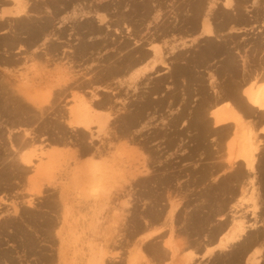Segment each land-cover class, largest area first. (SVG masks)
Listing matches in <instances>:
<instances>
[{
	"label": "bare ground",
	"instance_id": "bare-ground-1",
	"mask_svg": "<svg viewBox=\"0 0 264 264\" xmlns=\"http://www.w3.org/2000/svg\"><path fill=\"white\" fill-rule=\"evenodd\" d=\"M99 1H100L99 3H95L96 0H0V31L5 32L2 35H0V67L3 66L7 69L14 67L13 70H15V68H19L21 65H25L27 62L32 61V63L29 66V69H31L30 74H28V77L26 76V78H24V81H26L24 83V86L21 85H20L21 87L17 86L16 82H13L9 76L6 77L0 74V97L3 98L6 97L4 99H6V101H9L12 104L11 106H13L14 104V106L18 108V111L21 113V114L19 113V116L22 115L24 112L26 115L25 116L23 114L24 117L22 116L18 118L17 115L18 112L17 113L15 112L17 117L14 116L13 114L14 117L13 120H11V124H13L14 126H19L22 125L23 123L22 126L24 127V125L30 124L32 126V124L36 122L38 123L40 122L42 125H44L43 117L50 116L51 118L52 116H54V118L51 119L49 118L51 122H49L48 118L45 117V119H47L49 122L47 126L40 125L41 128L47 127L46 131L44 130L43 133L44 135L46 134V136H44L45 140L44 141L42 140L43 143L45 142L43 146H41L42 143L40 144L39 147L37 145L40 143L37 142L38 141L37 140L38 133L36 135L37 129L31 128L32 131H30L31 129L28 130L25 129L26 134H24L23 132V134L25 135L24 137L21 135L20 136L16 135L12 139H10L9 144H11V148L13 149L14 152L13 155L15 154V156H12L11 155L12 150H11L7 152V155L9 153V157L11 155L13 159L11 157L9 158V160L7 159V157L5 159L8 160L10 163L14 164V166L12 167L13 171L11 172L12 174L10 175V177L12 175L18 176L19 174L20 176H18V178L20 179L28 178L27 180H29V182L31 183L33 179H32V175L31 177L29 175L32 173H35L37 175L42 174V176H45V174H50L51 176V173H55V171L54 172L51 171L61 165H65L66 163L65 161H67L68 159V158L66 159L64 156H63L64 158L62 157L64 151L66 152V150L64 151L62 150L64 149V147H67L69 146L68 144H70V138L72 139V137L69 136V133H71L70 130L79 133L80 131H77V129H82L86 132L89 131L91 135H93L92 125L93 123H98V128H99L98 130L107 136L110 135V131L113 133L117 129L119 130V132L122 130L121 135L125 133L129 134L128 130L130 128L132 129V127H134L135 125H136L135 127H137L138 125L136 123L140 124L142 122L145 113L143 112L142 114V111L143 110L145 111L146 108V112H147L150 108L154 107L155 104L154 102L158 101L156 99L159 98L150 100V97L148 95L151 94L150 95L151 99L153 95L150 92H152L153 90H155L156 93L158 92V94L162 92L163 91L162 86H165V83L169 79L168 77H171V75L172 77L180 76L179 72H181L183 78L184 76L187 77L188 75L193 77L191 74L192 72L191 69L194 71L196 67L200 68L201 67L200 65H203L204 67L203 66L202 67L205 68L209 73L208 78L212 80L210 84V88L213 89L214 91H212L213 93L208 92L207 90H209L208 88L209 85L208 86L203 85L204 82L203 80H205L204 79L205 75L203 80L201 79L202 77L197 78L198 80L200 79L199 82L202 81L200 82L201 85L199 84L201 87L199 85L197 86L196 84L199 82L196 83L193 82L195 83L196 87H200L201 89L200 91L199 89L197 90L198 93L200 92L202 93L203 103H201V106H203V108L205 107V109L201 110L202 109L201 108L200 112L197 113L198 119L196 123L195 137L197 139H202V140L203 137L204 139L207 138L206 136L208 135L205 136V134L207 133L209 134L208 129L210 126L208 125L209 119L207 120V118H205L207 113L211 115V117L209 118H213L212 121L215 124L214 128H216L217 126L218 128L212 130V133L210 132L211 134H214V136H216L215 142H213L215 146H212L210 148L209 145H207L208 144L207 143L204 145L202 149V150L205 149V151H203L204 153L203 152L202 153L207 154L209 156V158L207 159H210V163L212 162V164H210L211 168L206 167L207 169L205 170L204 167L201 173H199V177H197V179H202L203 181L205 176L208 177L207 175L209 176L211 175L210 177L212 178V176H215L217 172L221 171V169L225 167H227L228 170L232 169L231 172H229L228 174L226 173L227 177H225L222 181L219 180L220 182L218 181L216 184V187H218V189H220L223 192L222 194L228 195V198H224L222 200H219L220 199L219 198L217 199V201L215 200V202H217L215 204L217 206V210L215 213H217V215L218 214L222 215L225 212H227L226 209H228L229 206L232 209H234L233 211H235L234 207L239 208L240 206V208H242L243 206L242 204H246L245 202L247 201H252V214L255 216V221L254 223L249 225L253 229L251 228L252 230L250 232L249 231L247 232L246 230L248 228L246 226L247 220L245 221L246 217L243 216L244 213L242 212L241 215L239 216L238 214L240 213H237V215H232V219L230 221L218 223L208 229L207 227H205V225H208V223H210L211 217L208 215L209 213L207 215H203L204 213L202 215H199L198 212L197 214H195L196 213L195 212L190 217L192 221V222L190 221L191 222L190 225L192 227V223H193L192 229L194 230L196 229L195 227H197V230L195 232H199L200 230H203L204 233H206L205 237L203 238L205 239L203 240L205 241L203 246H205L204 249H206L207 254L213 253L214 252L213 248L221 247L223 245L229 249L228 251L230 256L228 259L227 256L229 254L225 253L224 256L221 255L226 260L222 264H264V229H261L262 227L257 226V223H259L258 222L259 220H257L258 218L260 219V221L262 219L264 220V0H126L127 2L129 1L127 4L122 3V1L120 0H118V2L115 0L117 3L115 5H112L111 2L110 4L112 6L108 3V1L107 2H105V0L104 1L99 0ZM121 4H123L122 7L129 5H133V7L134 6L139 7L140 10L143 12L140 15H142L143 19H146V22H148L147 19L153 18L152 19L153 22L150 23L151 25H153V28L152 27L150 28V24L147 25L146 27H143L146 30L149 29L148 30L149 35L147 34L145 36V34H142L143 29L140 27L138 23L133 25L132 23H130V25L133 27H131L132 29L128 33V37L119 34V36H115V38L112 39L109 36L111 32L110 30H108V28L109 26L111 27L112 25H114L117 27L116 31L120 30L119 29L120 25L118 21L115 23L111 21L109 23L108 21L105 24V26L95 24V17L97 18V16L100 15L99 18L105 19V17H107L106 13L110 11L111 8H113V6L119 7V5ZM157 7H184L185 9L182 8L184 10L182 14L175 15L173 20L175 23L174 22L172 23V21L170 22L169 20L165 19L167 18L164 16L165 13L163 14V16L158 14L159 12H157ZM117 8H114L115 11L118 10ZM154 8H156V10ZM62 13L63 14L65 13L67 15V18L69 19L68 22L71 25L68 23L69 24L68 27H66L67 24H65V22L62 20L61 21L59 20V22L56 23L57 19L59 18V16H61ZM137 15L139 16V14ZM124 20H126V23L129 22L127 18ZM137 20L139 21L140 19ZM181 20H183L184 22L182 21V23H180ZM143 24L145 25V20ZM128 27L130 26L128 25ZM243 33L246 34V37L244 38H242V35H244ZM75 35L77 37L76 40H78L77 42L79 43L73 44V40H75ZM199 36L202 37V39L198 40ZM63 37H65L66 39ZM175 37L176 38L179 37L177 39L178 41L175 39ZM185 37H189V39L191 38L189 41L195 44L193 45V48L189 47L190 45L187 44L186 40L184 39ZM60 40L62 42H59ZM156 42L157 43L163 42L164 44L163 48L161 46H156L155 45ZM61 43H63V45ZM64 44H66V46H64ZM67 46L69 49H65ZM62 47H65L64 48L65 50H63ZM110 48L113 50L112 55H106L107 57L104 56L105 58L103 59L101 57L100 58L90 57L92 58L93 62H96V60L98 59L99 62L96 65H94L95 67L85 66L84 69L82 70L85 72L84 74L81 72L82 73L81 77H77V75L75 73H72V71H69V73L68 72L65 73V75L61 77H57V79L53 78L54 80L52 78H51L52 80H50L49 78L48 80L46 78L47 77L46 74L44 75L46 77H44L43 75L42 77H40L37 74L39 73V71L42 70L36 67L38 59L41 60L45 58L46 60L50 61V59L54 57L57 58L60 54H63L60 57L61 61L67 58L68 61L71 60L77 62L79 61L78 59L81 60L83 58V57L81 58V56H86L88 54L94 56L95 54H100L102 50L110 49ZM16 49L18 50V54L19 53L22 54L23 57L21 55L20 57L17 56L16 54L17 52H14ZM246 49H249V51H246ZM174 50L177 51L173 53ZM239 55H241L242 60H240ZM212 61H216V62L218 61L219 65L216 67L215 66L216 64H213ZM83 63L86 62L84 61ZM157 63L158 64L162 63L165 64L166 66L168 64L169 65L172 64L171 66H173V64H176L177 66L176 69H173L174 67L173 68L170 67L171 69L169 70L170 72L168 73L169 76L159 79L156 82V85L154 83V86L152 87L154 88L153 90L151 87H150L151 91L149 90V88H147L150 91L148 92L149 94L147 96H144L142 94L138 96L139 100L132 102L131 99L130 102L125 103L126 97L124 99H121L123 94H125L123 88L125 83H127L126 86L128 88L130 87V89L132 90L136 91L140 89L139 80H142L143 78L152 80L149 75H151L153 72H156L157 68L155 66ZM63 65H65V63H63ZM173 70H175L174 72L177 76L173 75ZM11 71L12 70H6L8 74H11L12 73ZM176 71H178L177 73L179 74H177ZM184 72L185 74L186 73L188 74L185 75L183 74ZM36 75L39 77H36ZM194 75L197 76V74ZM193 78L191 79L192 80L196 79ZM175 79L176 78H174L173 80ZM185 79L184 81L186 82L187 80ZM198 80H194V81H198ZM176 81L177 80H175V82ZM15 85L17 86L16 89L9 88L10 86L15 87ZM185 85L187 86V84ZM189 85L191 84L188 83V86ZM186 86L184 87L187 90L188 86L187 87ZM99 87H103L107 89L111 88V90L114 91L115 89H117L118 92L117 94L116 93L115 94L118 97L115 96V94L114 96H110L111 94L110 95L106 94L107 91L98 94L97 89ZM87 88L88 89L92 88V90L90 89L91 91L88 92ZM169 91H166V93L161 96L164 100L163 99L161 100V98L159 99L161 100L160 107L166 103L165 100H168L167 95ZM139 93L142 92H138V94ZM156 93L154 92V94ZM177 95L178 98L179 96H181L180 93ZM68 96L72 97L71 101L72 103L74 102V105L67 108L66 111H63V109L59 110L58 106L56 108L54 99L58 98L61 100V97L66 99ZM112 97H117L118 100L119 98L121 99L122 103L120 104V106L117 104L115 100H113ZM152 101L154 104L152 103ZM158 102L160 103V101ZM225 102L234 104L235 108H237L238 110L233 108L235 109L234 111L233 109H231L232 107L227 108L229 106L227 104H226L227 105L226 108L221 107L220 110H217V107L221 106V104ZM162 110L164 109L162 108ZM122 111L123 113H121ZM236 111H238V114H240L239 113L240 111L244 116L247 117V118L245 117L246 119L248 118L253 119L254 125L250 126L248 125L250 122L249 123L244 122L245 118L244 119L241 118L242 114L241 117L240 115L238 116V114L235 113ZM51 114L53 115L51 116ZM115 115L118 116L115 117ZM141 115H142V119H139L141 118ZM182 115L183 114L181 113V116ZM181 116L178 118L181 119ZM37 117L41 118L43 123L41 122V120L37 119ZM175 118L173 117V120ZM178 118L176 119L177 121ZM183 118L184 117L182 116V119ZM10 119L8 120V122H10ZM36 119L39 121H36ZM23 120H25L26 122L25 124L24 122H22ZM133 121H134V126H132V124H129ZM174 122L172 121L173 124ZM169 123L170 122H168V125ZM176 126L177 125H175V127ZM37 127H39V125ZM254 129H258V130H254ZM41 131L43 132V130ZM3 132L0 131V136H2ZM180 134L182 133L180 132ZM74 136L77 137V141L75 140V143H73L78 147L77 150L75 149L77 154L75 155L73 151H70L72 157L70 156V153L69 156L71 157V159L73 158L75 161H73L72 159L71 164L68 162L70 159L67 161V164L72 167L74 166V168L71 167L69 168V166L68 167L65 166V169L67 167L70 170L74 169L71 170L72 172H76L75 175L73 176L74 177L73 182L77 183L79 179L84 178L85 175L80 176V173H78L81 172L79 170L82 168H84L85 170L88 169V171H86L88 172L87 176H85L87 180L85 181H91V180L95 181L99 179L98 178L99 176H103V177L108 176L109 175L108 173L112 170V167L110 163L107 162V153L105 154L104 153L105 151H103L102 149L103 146H105L106 140L101 141L99 146L98 145L95 146L93 145L95 144V142L93 144L92 143L88 144L86 140L87 139L86 133L83 131L81 135L75 134ZM119 138L120 137H118L117 140ZM166 140H167L166 142L168 143L170 142L168 141L167 138ZM202 140H200V142ZM194 141L196 142V140ZM200 142L197 140L198 145L202 144V142L201 143ZM108 144H110V142L107 143V145ZM61 146L64 147L62 148ZM222 147L225 149L222 150ZM222 151H224V154L221 153ZM66 154L68 153L66 152ZM3 155L5 156L6 154L3 153ZM224 155H225V159H224L225 162L223 159L222 161L219 160V158L221 159V156ZM82 156L86 157L84 161L80 160ZM96 157H100L103 160L99 163H96L95 162ZM10 159L12 162L10 161ZM123 161L124 159L121 160V163ZM119 163L116 164V166L119 165ZM149 163L151 162L146 163L148 167L150 165ZM146 164H144V168L147 169ZM84 165H86V167H83ZM1 167L4 168L5 166L4 167L1 166ZM59 168L61 169V167ZM149 168L151 169V167ZM204 171L206 173L205 175H204ZM209 172L211 174H209ZM152 173L153 172H151V174L148 175V177L146 178L139 179L138 181H136V183L147 185L152 180L154 181L156 179L154 178V176H159L158 174L159 172L154 175H152ZM171 176L173 175H170V177ZM163 178H160L159 181L162 180ZM205 180L206 178L204 179V181ZM207 180L209 181L208 178ZM161 182L162 185H164L163 182L169 185V180H167V178H165V180ZM237 186H239L240 188L238 189ZM220 190L219 191L216 190V191L221 193ZM216 194L217 195L215 194L214 195L218 196V193ZM161 198L162 197L157 196L156 199L161 200ZM32 199L33 198H31L29 203L27 202L26 203L31 205L33 203ZM179 204L180 203L177 204V202L172 201L169 204L170 205L169 211L167 209L166 211H164V208L162 207L159 210L156 209L150 213L148 211L149 214L146 213L145 216L144 215L143 216L144 218L150 219L149 220L150 223L142 225L138 223V220L133 221L134 224L132 223L133 225H131L133 227L130 236L135 237L137 235L139 236L140 233L142 234L144 233V235L141 234L142 236H144V237L141 236L142 240L138 238L139 239L138 241H140L141 244L142 242H144V239H148L151 236V233L154 232L153 230H149L151 224L155 225V221L158 222L159 220H161L163 215L164 217L167 218V221H165L164 223L166 225L167 223H170V226L172 227L174 220L176 219L178 221V219L181 217L179 215L181 214L179 213L180 211L179 210L176 211V208ZM15 211L17 212V209H15ZM209 211L207 210V212ZM210 213H212V211ZM177 215L180 217H178ZM224 217H226V215ZM31 219H33V217ZM135 219L136 218H134V220ZM227 220H229V218ZM49 221H51V219ZM170 230L173 232L174 229L170 228ZM185 230L186 232L185 231L184 232L187 234V230L189 232V228ZM199 236L198 238H200ZM163 240H161L162 243H164V245L166 246L168 245V247L172 249V253L174 255L177 251L172 245L173 242L172 241L168 242V240L166 239L163 242ZM189 241H187V243L192 244ZM134 244H135V249H137L139 243L135 242ZM164 245L161 244L162 247L159 246L158 244L151 246L150 243L152 249L149 246L150 247L149 250L155 254L156 256L155 258L157 260L155 258L154 259L157 262L158 260H160V262L162 260H165V258L168 256V252H167L168 249L165 250L164 248L166 247H163ZM186 246L189 248L192 245H186ZM186 246L184 248H186ZM146 248H148V246ZM146 251L148 250L146 249ZM165 254H167V256ZM191 258H192L191 255H189L188 259ZM213 263L215 264V261H213Z\"/></svg>",
	"mask_w": 264,
	"mask_h": 264
},
{
	"label": "rangeland",
	"instance_id": "rangeland-1",
	"mask_svg": "<svg viewBox=\"0 0 264 264\" xmlns=\"http://www.w3.org/2000/svg\"><path fill=\"white\" fill-rule=\"evenodd\" d=\"M107 1L109 4L112 2L111 3L112 5H115L118 2V0H116L117 2L115 0H114V2H113V0H105V2H107ZM120 1H122V3H125V4H127L129 2V1L127 2L126 0H120ZM99 2H100L99 0H96L95 3H99ZM122 5L123 4L119 5V7L117 6L118 8L115 6H113V8L110 7L111 10L106 13V16H107V17H105L106 20L99 18L100 15L97 16V18L95 17V24L105 26V24L108 21H109V23H110V21L113 23L118 21V23L120 25V27H119L120 30H118L119 32L116 31L117 27L114 25H112L111 27L109 26V28H108V30H110V32H111L109 34V36H110V38L113 39V38H115V36H119V34H122V36L128 37V33L131 31V29H132L131 27H133L130 25V23H132V25L138 23L140 25V27L143 29L142 34H145V36H146L149 33V31H148L149 29L146 30L143 27H146L151 22H153L152 21L153 18L147 19L148 22H146V19H143L142 15H140L141 13H143L140 10V8L135 7V6L133 7L134 3H133V5H129V6H123L122 7ZM120 6H121V8H120ZM114 8H117L118 10L115 11ZM182 8L185 9L184 7H157V12H159L158 14H160L161 16H163V14L165 13L164 16L167 17L165 19L169 20L170 22L172 21V23H173L175 15L176 14L179 15V14H182L184 12V10ZM154 9L156 10V8H154ZM173 9L176 11H174ZM161 11H162V13H161ZM170 11H171V13H170ZM136 13L139 14V16ZM110 15L112 18L110 17ZM131 15L132 16L136 15V16L132 17ZM138 17H140V18H138ZM126 18L129 20L128 23H126V20H124ZM137 19H140V20L138 21ZM59 20L64 21L65 24H67L66 27H68V25L70 24L68 22L69 19L67 18V15L65 13L64 14L62 13L61 16H59L56 23L59 22ZM144 20H145V25L143 24ZM169 21H167V22H169ZM182 21L183 20H181L180 23H182ZM128 25L130 27H128ZM151 27L153 28V25L150 24V28ZM120 31H121V33H120ZM3 33H5V32L0 31V35H2ZM243 34L244 35H242V38L246 37V34L245 33H243ZM111 35H112V37H111ZM251 35H252V33H251ZM251 35H249V36H251ZM63 38H65V37H63ZM76 38L77 37L75 35V40H73V44L79 43V42H77L78 40H76ZM178 38L179 37H177V38L175 37L176 40ZM184 39L186 40L187 44L190 45L189 47L193 48V45H195V44L189 41L191 38L189 39V37H185ZM199 39H202V37L199 36L198 40ZM170 40H171V38H170ZM59 42H62V41L60 40ZM61 44L63 45V43H61ZM155 45L161 46L162 48L164 46L163 42H161V43L156 42ZM64 46H66V44H64ZM62 48H63V50L69 49L68 46L66 48L65 47H62ZM62 48H61V50H62ZM112 51L113 50L110 48V49H104L100 52V54H95L94 56L89 55V54L86 56H81V58L82 57L83 58L81 60L78 59L79 61H77L79 64L76 61L69 60L70 61L69 62L67 58L61 61L60 57L63 54H60L57 58L54 57V58L50 59V61L46 60L45 58L41 59V60L38 59V62L36 60V62H37L36 67H38L40 70L42 69L43 71L41 70L37 74L40 77H42V75L44 76L46 74L47 77L46 76H44V77L52 80L53 78L57 79V77H61V76L65 75V73H67V72L69 73V71H72V73H75L77 75V77H81L82 73L84 74V72H85V71H82L85 66H94L99 62V59L96 60V62H93L92 58H94V57L100 58L101 57L103 59V58L107 57L106 55H112L113 54ZM175 51H177V50H174L173 53ZM246 51H249V49H246ZM14 52H17L16 53L17 56L20 57V55H21L23 57L22 54H20V53L18 54L17 49ZM239 56H240V60H242L241 55H239ZM90 57H92V58H90ZM84 61L86 63H83ZM72 62L73 63L75 62V63L73 64ZM215 62L216 61H212V63L216 64L215 66L217 67L219 65L218 64L219 62L218 61L216 63ZM31 63H32V61H29L25 65H21L19 68H15V70H13L14 67L7 69V68L2 66V67H0V74L4 75L6 77L9 76L13 82H16L17 86H20V85L24 86V83L26 82V81H24V78H26V76L28 77V74H30L31 69H29V66ZM63 63H65V65H63ZM70 63H72V64H70ZM241 63H242V61H241ZM168 65L166 66L165 64H162V63L158 64L157 63L155 66L157 68L156 72H153L151 75H149L152 80H148L146 78L139 80V82H140L139 88L140 89H138L136 91L130 89V87L128 88L126 86L127 83H125V85L123 86L125 94H123L121 99H124L126 97L125 103H128V102H130L131 99H132L131 100L132 102L139 100L138 96H140L142 94L144 96H147L149 94L148 92L151 91L150 89L154 86V83L156 85V82L159 79H161L163 77H168L169 76L168 73L170 72L169 70L171 69L170 67H172V68L174 67L173 69H176V66H177L176 64H173V66H171L172 64H170L169 66ZM39 66H41V67H39ZM160 66H162V67H160ZM200 66H201L200 68L196 67L194 71L191 69V71L193 72V73L191 72L193 77L195 76L194 74H197V76L194 77L196 79H194L190 75H188L187 77L184 76V78H183V75L181 74V72H179L180 76H177L174 72L175 70H173V75H176L177 77H174V76L172 77V75H171V77H168L169 79L165 83V86H162V90H163L162 92H160L158 94V92L156 93V91L153 90L154 88H152V90L156 94H154L153 91L150 92L153 94L152 99L150 96L151 94L148 95L150 97V100H154L156 98H159V99L161 98V100H162L163 98L161 96L163 94H165L166 91L170 90L168 95H167L168 100H165L166 103L161 106L164 110H162V108L160 107L161 100L156 99V100L160 101V103L155 100L157 102V105H156V102H154L155 103L154 104L152 101V103L154 104V107L150 108L147 112H146V108L144 107L145 111L144 110L142 111V114H143V112H145L144 113L145 119H144V116L142 119V115H141V118H139V119H142V122L140 124L136 123V120H135V123L138 125L137 127H135L136 125L134 126V121L129 123V124H132V126H134V127H132V129L130 128L131 130L129 129L130 131L128 130L129 134L125 133V134H123L124 135L123 136V135H121L122 130L119 132V130L117 129L113 133L110 131V135L107 136L98 130L99 129L98 123H93V125H92L93 135H91V133L89 131L86 132L82 129H77V131H80L79 133H77L76 131L70 130L71 133H69V136L72 137L73 140L70 138V144H68L69 146H67V147L61 146L62 148L64 147V149L62 151L66 150V152L68 153V154H66V152L64 151L62 157L64 156L66 159L68 158L67 161L70 159L68 161L70 164L72 163L71 160L73 159V158L71 159L72 156H71L70 151H73L75 155L77 154L75 149L77 150L78 147L73 144V143H75V140L77 141V137L74 136L75 134L81 135L82 131L85 132L86 137H87L86 140H87L88 144L89 143L93 144L95 142V144H93L95 146L96 145L99 146L101 141L106 140V142H105L106 147L103 146L102 149H103V151H105L104 152L105 154L107 153V162L110 163L112 170L108 173L109 174L108 176H106V177L99 176L98 177L99 179H97L95 181H92V180L91 181H85V180H87L85 178V176H87L88 172H86V171H88V169L85 170L84 168H82L79 170L81 172H78V173H80V176L85 175L84 178L79 179V181L77 183L73 182V178H74L73 176L75 175L76 172L71 171L74 169L70 170L67 168L68 166H69V168L70 167L74 168V166L72 167V166L68 165L67 161H65L66 163L64 162L65 165L59 166V167H61V169L59 167H57L51 171V172L55 171V173H51L52 177L50 176V174H45V176H42V174L37 175L35 173L30 174L29 176L31 177V175H32V179H33L31 181V183L29 182V180H27L28 178H24V179L18 178V176H20L19 174H18V176L15 175L16 177L13 175H12L13 177L12 176L10 177V175L12 174L11 172L13 171L12 167L14 166V164L10 163L8 160L10 157L13 159L12 156H15V154L13 155L14 152H13V149L11 148V144H9L10 139L15 137L16 135H19V136L21 135L24 137L25 136L24 134H26L25 132L28 129H31V128L37 129V132H36V135L38 133V135H37L38 141L37 142L38 143L40 142L37 145L39 147L40 144L42 143L41 146H43L45 144V142L43 143L42 140L44 141L45 140L44 136H46V134L44 135L43 133H44V130L46 131L47 127H45V128L43 127L44 128L43 129V128H41V126H47V124H49V122H51L50 119L54 118V116H52L53 114H51V116H52L51 118H50V116H45L46 118H48L49 122L47 119H45V117H43L44 118L43 119L44 125H42L40 122H39L40 124L38 122H36L39 120H41V122H42V119L37 117V119H39V120L36 119V121H35L36 123L32 124V126L29 124L30 126L24 125V127H23L22 126L23 123H22V125H19L20 123L16 124V125H19L21 128L19 126H14L13 124H11V120H13V117L14 116L17 117V115H18V118L22 117L23 114L25 115V112L19 116L20 112L18 111V108H16L13 104L14 108L17 110L16 111L13 108V106H11L12 104L9 101H6V99H4L6 97H4V98L0 97V131L1 132L4 131L3 132L4 135L2 134V136H0V159H1L0 160V195H1L0 196V198H1L0 199V234H1L0 235V244H1L0 245V264H121L122 262H123L122 264H205V263L206 264H214L213 261H215V264H222L224 261H226L223 256L225 255V253L229 254V251H228L229 249L224 245L221 247L213 248L214 246H216V245H214L213 247H210V248H213L214 252L208 253V254L206 253V249H204L205 246H203L205 243V241H203L205 239H203V238L205 237L206 233H204L203 230H200L199 232H195L197 230V227H195L196 228L195 230L192 229L193 223H192V227H191L190 224L192 221H191L190 217L195 212H196L195 214H197V212H198L199 215H202L203 213H204L203 215H207L209 213L208 215L211 217L210 223H208V225H205V227H207L209 229L210 227H212L218 223L230 221L232 219V215H237V213H240V214H238V216H239L243 212L244 213L243 216L247 218V219L245 218V221L247 220L246 226L249 228L248 229L246 227L247 228L246 230H247V232L248 231L250 232L253 228L250 227L249 225L254 223L255 216L252 214V201L245 202L246 204H242L243 206L241 205L242 208H240V206H239L240 209L238 207L237 208L234 207L235 211L237 210L238 212L233 211L234 209H232L229 206L230 209L229 208L226 209L227 212H225L224 214H222V215L218 214L217 215V213H215L217 210V206L215 205L217 202H215V200L217 201V199H219V198H220L219 200H222L224 198H228V195L222 194L223 192L220 189H218V187H216V184L219 180L222 181L225 177H227L226 173L228 174L229 172L232 171V169L228 170V168L225 167V168L221 169V171L217 172L215 174V176H212V178L210 177L211 175L210 176L207 175L208 177H206V176L204 177V179L206 178V180L204 181V179H203L204 182L202 181V179H197V177H199V173H201V171H202V169H204V167H205V170L207 168H211L210 164H212V162L210 163V159H207V158H209V156L207 154H203L204 153L203 151H205V149L204 150H202V149H203L204 145L207 143H208L207 145H209L210 148L212 146H215L213 142H215L216 136H214V134H211V133H212V130H215L216 128H218V126L216 128H214L215 124L212 121L213 118H209V117H211V115H209L207 113L205 118H207V120L209 119V121H208V123H209L208 125H210L209 129H208L209 134L208 133L205 134V136L206 135H208V136H206L207 138H205V139L203 137V140L197 139L195 137L196 136V123H197V119H198L197 113L200 112L201 108H202L201 110L205 109V107L203 108V106H201V103H203L202 93L201 92H200L201 94L198 93V90H197V89H199V91L201 90L200 89V87H201L200 82H202V81L199 82L200 79L198 80L197 78L202 77L201 79L203 80L204 75H205V78H204L205 80H203L204 81L203 85H207V86L209 85L208 86L209 90H207L208 92L213 93L212 91H214L213 89L210 88V84H211L212 80H210L208 78L209 77L208 71L205 68H203L204 67L203 65H200ZM69 67H71V68H69ZM6 70H12L11 71L12 73L8 74L6 72ZM177 72L178 71H176V73ZM186 72H187V70H186ZM179 73H177V74H179ZM15 74H16V76H15ZM93 74H95V73H93ZM183 74H185V72ZM186 74H188V73H186ZM199 75H200V77H199ZM39 76L36 75V77H39ZM180 77H182V78H180ZM46 78H44V79H46ZM172 78L173 79L176 78L175 80H177V81L175 82V80H173ZM185 78H187V79H185ZM191 78H193L194 80H198V81H194ZM184 79L189 81V82L186 81L187 82L186 83L184 81ZM190 80H191V82H190ZM193 82H195V83L199 82L196 84H197V86L200 84L199 85L200 87H196L195 83H193ZM188 83L191 85L188 86ZM192 83L195 85V87ZM185 84H187L188 87ZM16 85H15V87L10 86L9 88H15L16 89V87H17ZM183 85L186 86L188 89L186 90V88ZM190 86H192V87H190ZM95 87H97V86H95ZM147 88H149L150 91ZM180 88H181V90H180ZM90 89L92 90V88H90ZM90 89H88L87 91L88 92L91 91ZM97 91H98V94H101L102 92L107 91V93L106 92L105 93L108 95L111 94L110 96H114V94L115 93L117 94V92H118L117 89H115V91H114V90H111V88L107 89V88H103V87H99L97 89ZM112 91H114V92H112ZM138 92H142V93L138 94ZM179 93L181 94V96H179V98H178L177 94H179ZM116 94H115V96H117ZM131 94H132V96H131ZM117 97H112V98L120 106L122 101L120 98L118 100ZM67 98L65 99V98L61 97V100L58 98H55L54 102L56 104V108L58 106L59 110L63 109V111H66L67 108L74 105V102L72 103V101H71L72 97L68 96ZM63 99H64V101H63ZM2 103H3V105H2ZM226 104L229 105L227 108H230V107H232L231 109L235 108L234 104L229 103V102H225V103L221 104V106L217 107V110H220L221 107L226 108V106H227ZM10 106H11V109H10ZM158 106H159V108H158ZM157 109H160L161 111L157 110ZM235 109L238 110L237 108H235ZM235 109H233V110L235 111ZM11 110H13V111H11ZM15 112L16 113L18 112V114L16 115ZM121 113H123V111ZM121 113H119V114H121ZM181 113L183 114L182 115L184 117L183 119H182ZM235 113L238 114V111H236ZM239 113L240 114H238V116L240 115V117H241L242 113L240 111H239ZM13 114H14V116H13ZM179 115L181 116L182 120L180 118H178V117H180ZM116 116H118V115H115V117ZM112 117H114V116H112ZM173 117L174 118L177 117L178 121L176 120L177 118H175L173 120ZM191 117H192V119H191ZM245 117L246 116H244L242 114L241 118L244 119ZM246 118L244 119V122H246V123L250 122L248 125L253 126L254 120L251 118H248V119H246ZM9 119H10V122H8ZM171 119L173 122L176 121V122H174V124L177 125L176 127L172 123ZM22 122H24V124L26 123L25 120H23ZM168 122H170L171 124L169 123V125H168ZM45 123H46V125H45ZM38 125H39V127H37ZM211 128H213V129H211ZM32 129L30 131H32ZM41 130H43V132ZM164 130H165V132H164ZM254 130H258V129H254ZM23 132H24V134H23ZM151 132H154V133H151ZM180 132L182 134H180ZM161 134H162V136H161ZM104 135H105V137H104ZM181 135H183L184 137ZM38 136H39V138H38ZM117 136L120 137L118 140H117V138H118ZM191 136H193V137H191ZM121 138H123V139H121ZM166 138L168 139V141H170L172 143L166 142L167 141ZM119 140H120V142H119ZM191 140H192V142H191ZM194 140H196V142ZM197 140L199 142H200V140H202L201 141L202 144L198 145ZM109 142H110V144L107 145V143H109ZM210 144H211V146H210ZM196 146H198V147H196ZM104 147L107 149H105ZM199 147H200V149H199ZM224 149L225 148L222 147V150H224ZM9 151H11V155H12V156L10 155V157H9V153L7 155V152H9ZM3 153H5L6 155L4 156ZM69 153H70L71 157L69 156ZM221 153L224 154V151H222ZM64 154H66L68 157ZM187 154L190 156H188ZM119 156H120V158H119ZM6 157L8 160H5ZM85 159H86L85 156H82L80 158L81 161H84ZM120 159L121 160L124 159V161L122 162L123 165H122ZM222 159L223 160L225 159V155L221 156V159L219 158V160H221V161H222ZM102 160H103L102 158L96 157L95 162L99 163ZM118 160H120V161H118ZM7 161L9 164L7 163ZM10 161H11V159H10ZM73 161H75V160L73 159ZM148 162H151V163H149L150 164L149 167H151L152 170L146 164ZM224 162H225V160H224ZM118 163H119V165L116 166V164H118ZM144 164L147 165V169L144 168ZM125 165L127 166V168ZM1 166H3V167L5 166V167L2 168ZM65 166H67L66 169H65ZM178 166H180V167H178ZM83 167H86V165H84ZM155 169H156V171H155ZM157 169H160V170H157ZM243 169H244V167H243ZM15 172H16V170H15ZM151 172H153L152 175L157 174V173L159 174L160 177L154 176V178H156L158 180H156V179L154 181L152 180L147 185L136 183V181H138L139 179L148 177V175H150ZM205 174L206 173L204 171V175ZM209 174H211V173L209 172ZM170 175H173V176H171L172 178L170 177ZM157 177H159V178H157ZM163 177H165V178H167V180H169V185L165 182H163L164 185H162L161 181L165 180V178H163ZM160 178H163V179L159 181ZM207 178L209 179V181L207 180ZM195 179H197V180H195ZM174 183H176V184H174ZM171 186H173V187H171ZM211 188H213L214 190ZM237 188L239 189L240 187L237 186ZM154 190H155V193H154ZM216 190H218V191L220 190L221 193L217 192ZM26 191H28V192H26ZM53 193H55V194H53ZM216 193H218V196H215V195H217ZM208 194H210V195H208ZM150 195H152V196H150ZM222 195H224V196H222ZM26 196H27V198H26ZM157 196L162 197L161 200H157L156 199ZM214 196H215V198H214ZM31 198H33L32 199L33 203L31 205L27 204V203H29ZM158 201H159V203H158ZM172 201L177 202V204L180 203L176 208V211L179 210L180 212L179 211L178 212L181 213V214H179L181 217L177 215L178 217H180L178 219V221L180 220L179 222L175 219L173 224H172V227L170 226V223H167V225H166L164 222L167 221V218L164 217V215H163L161 220H159L158 222L155 221V225L151 224V227L149 230H153L154 232L151 233V236L148 239H144V242H142L141 244H140V241H138V240L139 239L142 240V237H144L142 235H144V233L143 234L140 233L139 236L137 235L135 237L130 236L131 235L130 233H131V230L133 227L131 225L134 224L133 221L138 220V223H140L142 225L149 224L150 219L144 218L145 214L148 213V211L150 213L156 209L159 210L161 207L164 208V211H166V209L169 211L170 210L169 204ZM206 203H207V205H206ZM33 204L35 207L33 206ZM185 205H186V207H185ZM15 206H17V207H15ZM260 208H261V206H260ZM15 209H17V212L15 211ZM209 209H210V211H209ZM207 210L209 212H207ZM31 211H32V213H31ZM164 211H163V214H164ZM189 211H191V212H189ZM211 211H212V213H210ZM178 212H177V214H178ZM189 213H190V215H189ZM226 213H228V214H226ZM215 214H216V216H215ZM225 215L227 218L224 217ZM227 215L228 216L230 215V216L228 217ZM186 216L187 217L189 216L188 220H187ZM32 217H33V219H31ZM53 217H55V218H53ZM134 218H136V219L134 220ZM228 218H229V220H227ZM4 219H6V220H4ZM39 219H40V221H39ZM43 219H44V221H43ZM50 219H51L52 223H51V221H49ZM257 220H259L258 221L259 223H257V226H260V227H262L261 229H264V220L262 219L263 221L262 220L260 221L259 218ZM152 222H154V221H152ZM175 222H177V223H175ZM14 223H15V225H14ZM186 223H188V224H186ZM46 224H49V225H46ZM130 227H131V229H130ZM170 228L174 229L173 230L174 233L170 230ZM188 228H189V232L187 230V234H186L185 229H188ZM205 230H206V228H205ZM194 233H196V234L198 233V234L196 235ZM159 234H162L164 236L159 235ZM199 234H200V236H199ZM198 236L200 238H198ZM154 237H155V239H154ZM163 239L168 240V242H170V241L173 242L172 245L174 246V248L177 251L174 255L172 253V249H170L168 247V245L166 246V245H164V243H162L161 240H163ZM164 240H163V242H164ZM155 241H158V242L160 241V242L158 243ZM187 241H189L192 244H188ZM135 242L139 243L137 249H135V244H134ZM146 243H148V244H146ZM150 243H151V246L152 245L154 246L157 244L159 246H161V244H163L164 245L163 247H166L164 249L165 250L168 249L167 250L168 256H167V254H165L167 256L166 257L167 259L165 258V260H162L161 261L162 263L160 262V260H158V262H157L156 261L157 259L155 258L156 257L155 254L149 250V248L151 247ZM155 243H157V244H155ZM139 245H141V246H139ZM184 245L185 246L186 245H192V246H190L189 248L186 246V248H187L186 249V248H184L185 247ZM147 246H148V248H146ZM146 249L148 251H146ZM151 249H152V247H151ZM189 255H191V257H192L191 259H188ZM215 255H216V257H215ZM221 255H223V256H221ZM229 256H230V254L227 256V259L229 258Z\"/></svg>",
	"mask_w": 264,
	"mask_h": 264
}]
</instances>
